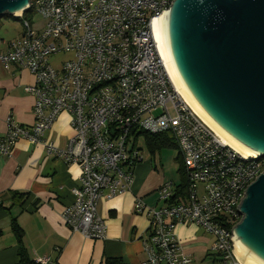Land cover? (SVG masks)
<instances>
[{
	"label": "built area",
	"instance_id": "1",
	"mask_svg": "<svg viewBox=\"0 0 264 264\" xmlns=\"http://www.w3.org/2000/svg\"><path fill=\"white\" fill-rule=\"evenodd\" d=\"M173 0H31L39 23L22 19L18 39L0 50V67L27 71L33 82V123L9 117L0 135V156H10L20 139L42 145L48 154L79 168L73 203L61 220L89 241H103L106 225L97 213L100 199L130 189L133 169L143 159L141 133L167 134L184 167L185 188L163 183L157 208L145 209L147 237L142 264H196L182 253L175 226L193 224L213 239L210 264H240L231 230L246 188L264 172V156L243 158L224 145L182 102L160 54L155 21ZM1 43V39H0ZM59 53L67 59L51 64ZM61 114L69 116L72 135L64 150L43 140ZM137 145V146H136ZM36 264H55L47 257Z\"/></svg>",
	"mask_w": 264,
	"mask_h": 264
},
{
	"label": "crops",
	"instance_id": "2",
	"mask_svg": "<svg viewBox=\"0 0 264 264\" xmlns=\"http://www.w3.org/2000/svg\"><path fill=\"white\" fill-rule=\"evenodd\" d=\"M12 40H1L0 50ZM32 82L25 70L0 67V135L6 132L8 117L19 126L32 125L33 98L24 92ZM71 135L69 116L61 114L43 140L64 150ZM159 169L158 163L144 158L134 167L127 192L110 200L100 199L97 213L106 225V238L92 242L72 232L61 220L62 209L74 200L71 190L77 185V165L48 154L42 145L18 140L10 156H0V264L18 261L13 223L22 231V245L31 261L47 257L55 264H104L105 259L142 264L149 219L146 209L138 214L133 207L137 200L147 208L160 206L158 190L171 181L164 180ZM177 176V182H171L174 186L182 183L178 172ZM173 235L183 254L196 264H210V235L193 224L175 226Z\"/></svg>",
	"mask_w": 264,
	"mask_h": 264
},
{
	"label": "water",
	"instance_id": "3",
	"mask_svg": "<svg viewBox=\"0 0 264 264\" xmlns=\"http://www.w3.org/2000/svg\"><path fill=\"white\" fill-rule=\"evenodd\" d=\"M31 0H0V18ZM170 64L188 97L222 133L264 156V0H173L162 12ZM231 230L264 264V172L245 190Z\"/></svg>",
	"mask_w": 264,
	"mask_h": 264
},
{
	"label": "bare ground",
	"instance_id": "4",
	"mask_svg": "<svg viewBox=\"0 0 264 264\" xmlns=\"http://www.w3.org/2000/svg\"><path fill=\"white\" fill-rule=\"evenodd\" d=\"M20 11L16 12V15H19ZM155 32L157 36L158 46L160 50V54L163 58L168 77L178 94L181 98L182 102L189 108V110L195 114L208 128H210L214 134L220 138L224 145L229 146L232 150H234L237 154L242 156L243 158H255L256 155L252 154L251 152L245 150L240 145L235 143L229 137H227L224 133H222L219 129H217L196 107V105L192 102V100L188 97L187 93L185 92L184 88L180 84L179 80L177 79L175 72L170 64V61L167 56L166 47L164 43V36H163V29H162V16L155 21ZM234 255L236 259L239 261L240 264H263L254 258L251 254H249L245 249H243L237 241L234 239Z\"/></svg>",
	"mask_w": 264,
	"mask_h": 264
},
{
	"label": "rangeland",
	"instance_id": "5",
	"mask_svg": "<svg viewBox=\"0 0 264 264\" xmlns=\"http://www.w3.org/2000/svg\"><path fill=\"white\" fill-rule=\"evenodd\" d=\"M26 13V12H25ZM30 23H39L40 18L32 12L28 11L25 17ZM22 19H12V17L0 18V39L3 41L16 39L20 36L23 31ZM64 53H59L55 56L50 57V62L55 66L56 63L64 61L67 59ZM141 141L138 140L137 145H140V149L143 151V156L145 159H151L152 163H158L160 174L164 176V180H169L176 183L178 180L177 168L179 167V158L177 157V151L173 147H167L159 153H155L154 157H150L148 154L147 147L145 145L144 138L141 136ZM136 145V146H137ZM178 158V159H177ZM134 170V169H133Z\"/></svg>",
	"mask_w": 264,
	"mask_h": 264
},
{
	"label": "trees",
	"instance_id": "6",
	"mask_svg": "<svg viewBox=\"0 0 264 264\" xmlns=\"http://www.w3.org/2000/svg\"><path fill=\"white\" fill-rule=\"evenodd\" d=\"M27 13V12H26ZM26 13L24 12L22 17L26 19ZM7 17V16H5ZM14 19V18H12ZM19 20V19H18ZM141 136L144 138L145 145L147 147L148 153L153 156L155 153H159L167 147L175 148V145L172 139L167 134H158V135H150L147 133H141ZM178 159V158H177ZM177 172L179 173L181 179V185L179 187L185 188L186 178L184 174V167L182 165L181 160H179V167L177 168ZM21 199V197H20ZM13 232L16 235L18 242V261L16 264H36L34 261H31L22 245V231L17 227L16 224L13 223L12 226ZM104 264H121L119 259H105Z\"/></svg>",
	"mask_w": 264,
	"mask_h": 264
}]
</instances>
